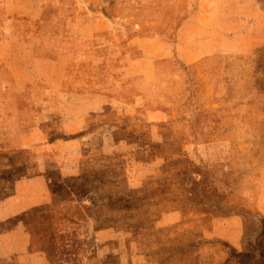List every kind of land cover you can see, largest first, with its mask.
<instances>
[{
	"label": "rangeland",
	"instance_id": "1",
	"mask_svg": "<svg viewBox=\"0 0 264 264\" xmlns=\"http://www.w3.org/2000/svg\"><path fill=\"white\" fill-rule=\"evenodd\" d=\"M13 19L38 56L57 37L87 54L93 43L77 38L97 19L121 36L161 32L169 56L147 107L83 130L78 109L49 120L46 92L29 89L52 67L17 60L25 90L0 89V264H264V0H0V42ZM89 61L69 68L65 89L131 82L107 64L91 76Z\"/></svg>",
	"mask_w": 264,
	"mask_h": 264
},
{
	"label": "crops",
	"instance_id": "2",
	"mask_svg": "<svg viewBox=\"0 0 264 264\" xmlns=\"http://www.w3.org/2000/svg\"><path fill=\"white\" fill-rule=\"evenodd\" d=\"M21 14L23 13H20V15ZM32 16H35L34 13H27V18H33ZM13 21L16 23V29L12 26L11 34L7 36L9 40L5 38V42L3 40L0 42V60L2 62L4 61V70H1L0 75L11 74L14 80L12 83L6 81L2 82L0 89L7 93L9 90H13L17 93H21L25 90L24 81L17 77V71L15 72L13 69L15 66L21 67L24 65L22 61L17 62L18 59L25 60L34 57L35 63L40 61L47 63V65L52 68L49 71L50 74L47 82H45L46 84L41 87L42 84L32 82L29 89L33 90L35 87H38L46 92V97L48 99L45 101L47 103L45 108L47 109L44 111H46L47 119L49 120H52V116H57L61 122H63V120L64 122H70L65 116L66 114L63 111V106L69 105L72 108L78 109L79 116H77V118H70V120H74L71 122L80 124L76 125V128L80 130L85 129L92 120H95L96 125L103 123L106 115H112V118H114L118 117L115 113L131 114L136 108H139L136 104L138 102H140L142 106L147 107L148 100L151 98L150 91L154 89L153 85H155L161 74L159 67L164 63L163 60L169 56L164 41V35L161 32L154 31L144 36H121L118 35L116 31H112L113 28L110 29L109 26H105L107 23L102 19H97L94 23L91 22L89 24L94 25V34L81 35L77 38L82 41H90L93 43L91 45L93 47L92 50L87 54L83 55L82 50L76 45L78 43L57 37L56 46L52 54L48 57L38 56L33 54L34 50L25 49L26 47H33L35 40L25 32V24L19 27L20 23H24L23 20L13 19ZM74 22L76 24L82 23L80 20H75ZM72 24L74 23L69 19V23L67 21L66 25ZM104 32H107V34L104 35ZM13 41H15L17 51L15 53L4 51V47H7V45ZM85 59L90 60L88 70H86L89 75L96 76L100 72V69L107 64L105 70H107L110 76L120 72L122 73L123 79H129L131 82L127 84L123 91H119L114 86L111 78L107 79L105 83H100L95 79L84 86L75 87L71 85L70 88L65 89L64 87L66 84L65 82L63 83V80L67 79L65 77L69 68L74 65L79 66L80 62ZM13 60H16L15 63H12ZM80 67L84 68L82 66ZM135 77L140 78L141 86L138 85V87H136V84L132 82V79ZM0 106L2 108L9 107L7 100L4 99L1 101ZM15 106L17 105L15 104ZM89 108L91 111H87ZM104 111L108 113L105 114ZM161 113L163 114H155V117L152 119L147 115V120L156 119L162 121L166 119L167 114L165 111ZM75 115H77V113L71 116L73 117ZM0 120L5 124L10 121L7 113H3V115L0 116ZM101 127L102 126L99 128ZM20 133L21 132H19V134ZM25 133L26 136H31L32 138L39 135V131L35 128ZM21 186L27 185L24 183V185ZM39 187L42 188V184H40ZM41 199H43L41 196H36L21 207L28 208L31 205L41 203L43 201Z\"/></svg>",
	"mask_w": 264,
	"mask_h": 264
},
{
	"label": "trees",
	"instance_id": "3",
	"mask_svg": "<svg viewBox=\"0 0 264 264\" xmlns=\"http://www.w3.org/2000/svg\"><path fill=\"white\" fill-rule=\"evenodd\" d=\"M223 216H229L230 215V213H224V214H222Z\"/></svg>",
	"mask_w": 264,
	"mask_h": 264
}]
</instances>
